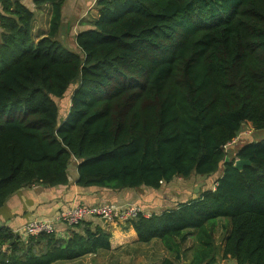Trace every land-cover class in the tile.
Returning a JSON list of instances; mask_svg holds the SVG:
<instances>
[{
    "label": "trees",
    "instance_id": "1",
    "mask_svg": "<svg viewBox=\"0 0 264 264\" xmlns=\"http://www.w3.org/2000/svg\"><path fill=\"white\" fill-rule=\"evenodd\" d=\"M34 1L52 9L38 40L35 12L0 0V206L35 183L69 184L73 162L79 186L111 190L223 167L214 190L122 227L179 253L188 229L226 218L224 255L264 264V137L227 150L244 126L264 130V0H97L72 47L59 38L66 0ZM111 237L93 217L30 236L2 226L0 264L74 260Z\"/></svg>",
    "mask_w": 264,
    "mask_h": 264
},
{
    "label": "crops",
    "instance_id": "2",
    "mask_svg": "<svg viewBox=\"0 0 264 264\" xmlns=\"http://www.w3.org/2000/svg\"><path fill=\"white\" fill-rule=\"evenodd\" d=\"M22 1L35 12L36 40L47 35L52 17L51 5L49 3L38 5L34 0ZM98 16L97 0H66L63 8L64 23L59 38L64 43L70 38L73 41L72 46H75L77 33L91 28V20ZM77 179L78 165L77 162H73L70 166L69 184L53 187L35 183L19 189L0 206V227H8L16 232L34 219L55 218L74 202L85 204L109 202L118 205L135 203L151 213H162L177 208L180 203L190 202L205 190L198 191L199 193L197 190H186L191 185L188 186L182 177H176L157 189L140 187L122 190L81 187L77 184ZM216 184L217 179L213 186L206 189L214 190ZM122 225L123 223L110 224L112 232L110 250L53 264H161L166 258L176 264H238L236 259L224 255L225 241L231 230L226 218L209 223L207 233H202L198 229H188L183 240H180L182 246L179 253L168 249L159 239L147 243L140 242L134 228H123Z\"/></svg>",
    "mask_w": 264,
    "mask_h": 264
},
{
    "label": "built area",
    "instance_id": "3",
    "mask_svg": "<svg viewBox=\"0 0 264 264\" xmlns=\"http://www.w3.org/2000/svg\"><path fill=\"white\" fill-rule=\"evenodd\" d=\"M140 214L147 217L152 215L151 212L135 203L118 205L109 202L94 204L74 202L70 207L56 215L55 218L34 219L16 231V233L23 236L38 235L40 233L54 231L60 224L76 226L90 217L103 220L108 224L125 223L127 220Z\"/></svg>",
    "mask_w": 264,
    "mask_h": 264
},
{
    "label": "rangeland",
    "instance_id": "4",
    "mask_svg": "<svg viewBox=\"0 0 264 264\" xmlns=\"http://www.w3.org/2000/svg\"><path fill=\"white\" fill-rule=\"evenodd\" d=\"M61 37V35H60ZM62 38V37H61ZM67 45L72 47V39L67 38ZM73 92V89L70 90L67 95L62 99H57L58 103L60 105V108L62 110L63 117L70 109V99H71V93ZM264 137V130L262 131H255L252 130L250 127L244 126L237 136V138L227 146V150L231 153L230 155H233V153L244 143H247L249 141L260 139ZM223 167L217 172V175L213 174L212 176H204V175H197L194 174L190 178H182L185 179V183H188V186L191 185L193 187H189L186 190H197L202 191L206 190L207 187H211L215 183V178H217L222 173ZM191 179V180H190ZM199 193V192H198ZM98 220V219H97Z\"/></svg>",
    "mask_w": 264,
    "mask_h": 264
},
{
    "label": "water",
    "instance_id": "5",
    "mask_svg": "<svg viewBox=\"0 0 264 264\" xmlns=\"http://www.w3.org/2000/svg\"><path fill=\"white\" fill-rule=\"evenodd\" d=\"M251 161L250 160H246V159H238L235 163V166L239 169H242L245 165L250 164Z\"/></svg>",
    "mask_w": 264,
    "mask_h": 264
}]
</instances>
